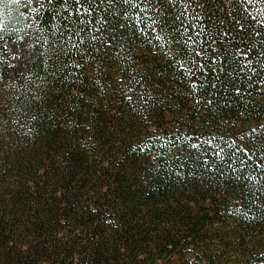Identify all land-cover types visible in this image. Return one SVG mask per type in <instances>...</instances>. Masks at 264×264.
<instances>
[{"label": "trees", "instance_id": "obj_1", "mask_svg": "<svg viewBox=\"0 0 264 264\" xmlns=\"http://www.w3.org/2000/svg\"><path fill=\"white\" fill-rule=\"evenodd\" d=\"M0 264H264V0H0Z\"/></svg>", "mask_w": 264, "mask_h": 264}, {"label": "snow or ice", "instance_id": "obj_2", "mask_svg": "<svg viewBox=\"0 0 264 264\" xmlns=\"http://www.w3.org/2000/svg\"><path fill=\"white\" fill-rule=\"evenodd\" d=\"M75 2L77 3V4H79L80 3V0H75ZM125 2H127V0H125ZM77 13H80L81 12V9L80 8H77ZM83 11L84 12H87L88 11V9H83ZM189 39H191V38H189ZM246 55V54H245ZM193 87H195V85H193Z\"/></svg>", "mask_w": 264, "mask_h": 264}]
</instances>
